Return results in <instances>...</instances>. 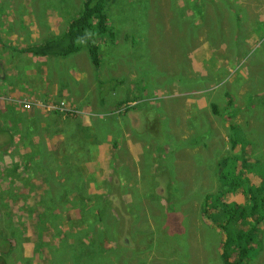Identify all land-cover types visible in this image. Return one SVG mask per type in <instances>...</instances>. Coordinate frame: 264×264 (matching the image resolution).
<instances>
[{"label":"rangeland","instance_id":"374dc122","mask_svg":"<svg viewBox=\"0 0 264 264\" xmlns=\"http://www.w3.org/2000/svg\"><path fill=\"white\" fill-rule=\"evenodd\" d=\"M80 1L0 0V38L17 48L56 37ZM225 7L239 10L245 30L233 34ZM105 9L111 34L100 38L98 69L83 47L14 58L32 80L49 72L43 91L54 90L44 101L0 96V119L19 139L3 157L25 172L14 183L0 171L6 264H78L62 248L87 256L91 241L96 253L111 250L104 264H224L222 234L201 204L220 189L222 157L264 162V0H106ZM112 78L119 86L101 100L97 80ZM230 123L249 151L230 148ZM222 200L244 204L238 191ZM107 225L113 240L98 234ZM255 237L257 255L243 264H264V222Z\"/></svg>","mask_w":264,"mask_h":264},{"label":"trees","instance_id":"16d2710c","mask_svg":"<svg viewBox=\"0 0 264 264\" xmlns=\"http://www.w3.org/2000/svg\"><path fill=\"white\" fill-rule=\"evenodd\" d=\"M215 5L219 11L216 17L217 29L225 32V26L220 22L223 11L219 4ZM105 8L106 0H81L77 13L66 22L60 35L29 44L20 50L36 56H68L83 47L94 68L98 69L100 66V38L111 34ZM224 9L233 20V34L245 30L239 10L237 12L234 7H225ZM195 16L197 19H201L202 23L205 20L202 13H195ZM119 83L120 81L115 78L108 81L97 80L99 98L103 100L108 90H115ZM211 107L217 114L216 106L212 104ZM227 136L231 149L239 148L242 152L249 151L251 142L243 129L236 123L229 124ZM8 142L7 138L6 144ZM81 142L85 145L87 140L83 139ZM64 155L62 153L59 160ZM246 161L248 160L241 159L239 161L238 157L232 154L222 157L216 168L220 189L215 194L205 195L201 204V215L204 220L213 224L216 231L222 234L219 248L220 258L224 264H243L258 250L256 246H260L261 239H257L258 237L255 235L258 233L259 223L264 222V162ZM247 173H253L256 179L250 182ZM236 191L242 194L243 205L239 206L236 202L222 200L226 193H235ZM107 228L108 230H100L98 234L105 238L108 235V238L113 240V233L108 234L111 226L107 225ZM12 247L13 243L9 238L0 236V264H6L5 256L11 252ZM83 248L85 246L81 244V249ZM110 251L103 246L102 250L96 253L93 250L92 241L87 256L78 248L75 249L74 245H65L62 248V254L69 256L72 252V256L77 258L78 264H104L103 260ZM82 257H86L87 260H82ZM62 264H68V260H64ZM115 264L117 263L115 262Z\"/></svg>","mask_w":264,"mask_h":264},{"label":"crops","instance_id":"0c3cea01","mask_svg":"<svg viewBox=\"0 0 264 264\" xmlns=\"http://www.w3.org/2000/svg\"><path fill=\"white\" fill-rule=\"evenodd\" d=\"M6 26L7 25H5L3 27H6ZM64 28H65V26H64ZM64 28H63V30H64ZM61 32H63V31H61ZM50 38H53V37H50ZM37 42H39V41H37ZM37 42H35V43H37ZM30 44H32V43H30ZM28 45H26L24 47L19 46L16 48L13 45L6 44V42H4V38H0V96L5 95V97L7 99H12V100H15L17 98V96H19V97L21 96L25 99H28L31 102L33 100H37L36 99V97H37L39 100L44 101L49 96H52V91L54 90L52 88L48 93L43 91L44 86H43V81L41 80V77L44 75L46 78V75H49V72H46V70L44 69L43 70L44 74H42L40 76V79H38V80L37 79L32 80L28 76V73H17V72H19L20 65H17L18 63H16L14 60V58L16 57V53L33 55L31 53H26V52H23L20 50L22 48H26ZM33 56H36V55H33ZM37 57H39L41 60H44L43 57H45V56H37ZM56 57L62 58L64 56H56ZM15 66H16V68H15ZM48 79H49L48 81H51L50 78H48ZM31 82L36 83L35 87L37 90L33 93H31L32 90L27 91V89L25 87L26 83H31ZM49 83H51V82H49ZM97 94H98V89H97ZM22 111L24 112V110H22ZM22 111H21V114L24 115V113ZM42 113H45V111H43ZM31 114H32V112H30V115H29V112H25L26 117L29 118L27 123L34 124L36 126V121L38 119L35 120L31 116ZM7 138L9 139V142L6 144ZM18 140L19 139H18V134H17L16 128L15 127H7L5 124L2 123V120L0 119V155L2 156V160H3V161L0 160V162H2L0 164V171H6V173L2 177H4L6 180H8V179L14 180V183L16 181H19L21 183L20 178H22V176H23V174H25V172L21 168L17 169V165H18L17 159L13 158L12 162L10 163V161L5 160V158L3 156L4 155L10 156L9 150L12 148L13 144L18 142ZM21 143L22 142H20V144ZM2 151H4V152H2ZM20 162L23 163L24 165H26L25 159L19 160V163ZM8 165H10V167H8ZM11 171H14V174H12ZM256 255H257V251L254 253V255L250 259L254 258ZM250 259H248V260H250Z\"/></svg>","mask_w":264,"mask_h":264},{"label":"built area","instance_id":"2783aa9c","mask_svg":"<svg viewBox=\"0 0 264 264\" xmlns=\"http://www.w3.org/2000/svg\"><path fill=\"white\" fill-rule=\"evenodd\" d=\"M60 110H62V108H59Z\"/></svg>","mask_w":264,"mask_h":264}]
</instances>
